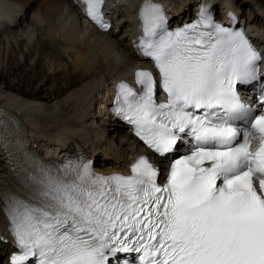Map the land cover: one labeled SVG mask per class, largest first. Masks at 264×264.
<instances>
[{
	"label": "snow or ice",
	"instance_id": "1",
	"mask_svg": "<svg viewBox=\"0 0 264 264\" xmlns=\"http://www.w3.org/2000/svg\"><path fill=\"white\" fill-rule=\"evenodd\" d=\"M85 2L107 29L103 0ZM140 15L142 55L158 76L137 70L140 91L118 84L114 111L155 153L181 142L190 151L163 183L143 155L130 175H103L82 160L33 162L22 173L25 195L0 191L18 249L9 264H264V86L256 105L239 90L261 79L264 56L243 29L214 21L209 0L176 30L151 0ZM7 125L0 113V149Z\"/></svg>",
	"mask_w": 264,
	"mask_h": 264
},
{
	"label": "bare ground",
	"instance_id": "2",
	"mask_svg": "<svg viewBox=\"0 0 264 264\" xmlns=\"http://www.w3.org/2000/svg\"><path fill=\"white\" fill-rule=\"evenodd\" d=\"M8 1H0V7L4 2L7 5L9 3V9L5 6L4 9L14 20L8 24L3 20L4 15L0 12V29L3 31L16 26L23 19L24 22L25 19H29V17L17 16L21 9L16 2L20 1L25 9L33 10V4L37 0H33L31 5V0ZM41 1L43 2L36 6V11L31 15L30 20L22 26H17L18 34L16 32L7 34L8 36L3 37L5 39L0 40V79H2L0 105H3L8 112H16L23 128L32 132L31 139L36 148L46 146L49 149V158L58 157L65 151L71 150L75 141L76 146L81 149L96 172H110L116 167L123 166L127 156H132V153L139 151L141 147L127 133L124 126L110 122L108 115L96 108V95L109 79L122 75L127 66L133 63L134 52L127 44L123 45L124 42L121 44V40L116 37L118 28L116 24L114 30L112 27L104 32L99 31L91 27L82 17L77 18L67 4V0ZM139 1L141 0H124L123 10L128 11L132 6H137ZM169 1L173 3V0ZM183 1L182 7L186 8L190 1ZM225 1L230 2V0ZM107 3L108 12L114 14L119 4L112 5L110 0ZM223 4L227 5L224 2ZM174 7L180 10V3L174 4ZM132 18H126L125 31L131 26ZM251 18L253 19L254 15ZM30 41L33 42L34 47L30 45ZM37 49L40 55L38 53L39 56L35 58ZM42 52L50 54L48 56L50 60H45L47 57L41 59L47 61V65L41 70H53L54 67L50 64L53 59L68 60L71 64V66L65 65V62H62V65L56 64L58 72L51 75L54 77L62 75L64 78L57 83L58 85L50 87L46 96L35 92L41 91L43 84L34 91L23 90L25 85L29 86L37 79V74L35 76L30 73L33 72L31 71L33 65H30L29 61L34 59L36 62L41 58ZM24 64L31 67L26 68ZM4 67L8 70H4ZM21 71L24 72L22 75H20ZM41 80L44 82L48 78L43 76ZM98 119H100L99 123ZM103 129L108 131V134ZM154 159L159 161L162 158L154 156ZM5 207V202L0 200V233L6 227L8 219L3 211ZM5 247L6 245L0 242V256Z\"/></svg>",
	"mask_w": 264,
	"mask_h": 264
},
{
	"label": "rangeland",
	"instance_id": "3",
	"mask_svg": "<svg viewBox=\"0 0 264 264\" xmlns=\"http://www.w3.org/2000/svg\"><path fill=\"white\" fill-rule=\"evenodd\" d=\"M34 1H36V0H34ZM41 0H37L36 1V3H34L33 4V7H34V11H36L35 9H36V6L40 3H42L43 1H41ZM236 1H238V2H243V0H235V2ZM33 2V0H31V2H30V5H31V3ZM29 5V7H31ZM28 9H31V8H27V10ZM251 9V8H250ZM26 15H28V14H26ZM30 20V18L27 20V19H25V22H24V19L23 20H21L20 22H19V24H17L16 26H14V27H12V28H10L9 30H6V31H3V30H1L0 29V40H3V39H5V38H3L4 36H8V35H11V34H15V32L18 34L19 33V29H18V27L21 25H24L27 21H29ZM31 23V22H30ZM18 26V27H17ZM14 29H16V30H14ZM17 30H18V32H17ZM12 31V32H11ZM8 34V35H7ZM117 34V33H116ZM127 43H123V45H126ZM30 45L31 46H33L34 47V45H33V42L32 41H30ZM36 46L38 47V45L36 44ZM35 46V47H36ZM36 47V48H37ZM125 50V49H124ZM39 50L37 49L36 51H35V58L37 57V56H39L40 55V52H38ZM38 53H39V55H38ZM44 52H42V56H41V58H39L36 62L34 61V59L33 60H31V61H29V64L30 65H33V68H32V70L31 71H33V72H30V73H33L35 76H37V79L31 84V85H29V86H24L23 87V90H24V92H26V90H30V89H32L33 91H34V89H36V88H38L40 85H42L43 84V89L41 90V91H38V90H36L35 92L36 93H39L41 96H46L47 95V93H48V91H49V89H50V87H52L53 85H58L57 83L59 82V81H61V79L62 78H64V76H52L51 74H55L56 72H58V68H57V65H62V62L64 63H66L65 65H67V66H71V64H70V61H61V60H59V59H53L54 60V62H53V60L50 62V64H52V66L54 67V68H52L53 70H48V69H46V70H41V68L42 67H44V66H46L47 64H46V62L47 61H45V60H50L47 56H50V54H43ZM45 55H47V56H45ZM47 57V59H45L44 61H41V59H43V58H46ZM40 60V61H39ZM59 63H58V62ZM35 62V63H34ZM61 62V63H60ZM37 63V64H36ZM44 63V64H43ZM54 63V64H53ZM57 64V65H56ZM24 66L26 67V68H30L31 66H28V64H24ZM39 69V70H38ZM4 70H8L6 67H4ZM55 70V71H54ZM57 70V71H56ZM39 72V73H38ZM52 72V73H51ZM78 72V71H77ZM76 72V73H77ZM24 72L23 71H21V73H20V75H22ZM75 73V72H74ZM37 74V75H36ZM70 74V73H69ZM47 75V76H46ZM43 76H45V78L47 77L48 78V80L47 81H44V82H42V80H41V77H43ZM19 78V77H18ZM66 78V77H65ZM68 78V77H67ZM0 81H2V79H0ZM15 81H17V78L15 79ZM60 86H61V84H60ZM59 88H61V87H59ZM47 101H49L48 99H47ZM103 131L106 133V134H108V131H106L105 129H103Z\"/></svg>",
	"mask_w": 264,
	"mask_h": 264
}]
</instances>
